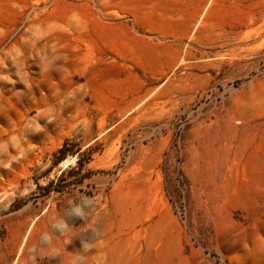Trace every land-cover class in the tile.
Listing matches in <instances>:
<instances>
[{
  "label": "rangeland",
  "instance_id": "rangeland-1",
  "mask_svg": "<svg viewBox=\"0 0 264 264\" xmlns=\"http://www.w3.org/2000/svg\"><path fill=\"white\" fill-rule=\"evenodd\" d=\"M199 1L0 0V264H264V0Z\"/></svg>",
  "mask_w": 264,
  "mask_h": 264
},
{
  "label": "crops",
  "instance_id": "crops-1",
  "mask_svg": "<svg viewBox=\"0 0 264 264\" xmlns=\"http://www.w3.org/2000/svg\"><path fill=\"white\" fill-rule=\"evenodd\" d=\"M226 1L227 0H200L198 2L200 5L194 6L197 14H151V20H141L140 23L146 31L161 35L171 34L172 32H176L175 28L181 30L183 27H190L193 22H196L193 20L199 18L206 8H209L206 14H213V9L217 3Z\"/></svg>",
  "mask_w": 264,
  "mask_h": 264
},
{
  "label": "clouds",
  "instance_id": "clouds-1",
  "mask_svg": "<svg viewBox=\"0 0 264 264\" xmlns=\"http://www.w3.org/2000/svg\"><path fill=\"white\" fill-rule=\"evenodd\" d=\"M22 53H20V52H15V54L13 55V60H15L17 57H19L20 55H21ZM50 112L52 111V110H49ZM13 139V141H15V137H13L12 138ZM3 148H4V150L5 151H7V145H3ZM16 159V157H12V160H15ZM3 166L4 167H9L10 166V163H4L3 164ZM84 207H86V205L85 206H81V207H78V208H76V209H73V213L75 214V215H77V216H80L81 218L83 217V215H84Z\"/></svg>",
  "mask_w": 264,
  "mask_h": 264
},
{
  "label": "trees",
  "instance_id": "trees-1",
  "mask_svg": "<svg viewBox=\"0 0 264 264\" xmlns=\"http://www.w3.org/2000/svg\"><path fill=\"white\" fill-rule=\"evenodd\" d=\"M68 143H65L63 147L58 151V162L62 161L64 157L66 156V151H67ZM79 165L81 164V160L78 161Z\"/></svg>",
  "mask_w": 264,
  "mask_h": 264
}]
</instances>
